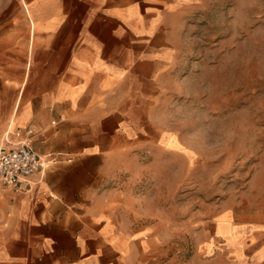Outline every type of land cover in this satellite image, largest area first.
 <instances>
[{
  "label": "crops",
  "instance_id": "crops-1",
  "mask_svg": "<svg viewBox=\"0 0 264 264\" xmlns=\"http://www.w3.org/2000/svg\"><path fill=\"white\" fill-rule=\"evenodd\" d=\"M192 1L0 0V149L32 128L45 164L26 193L0 183V264H163L157 225L102 190L160 110ZM252 183L203 222L195 264H264Z\"/></svg>",
  "mask_w": 264,
  "mask_h": 264
},
{
  "label": "rangeland",
  "instance_id": "rangeland-1",
  "mask_svg": "<svg viewBox=\"0 0 264 264\" xmlns=\"http://www.w3.org/2000/svg\"><path fill=\"white\" fill-rule=\"evenodd\" d=\"M178 26L179 62L160 110L102 193L117 190L120 212L157 225L163 264H195L203 222L259 197L251 191L264 172V0H193Z\"/></svg>",
  "mask_w": 264,
  "mask_h": 264
},
{
  "label": "built area",
  "instance_id": "built-area-1",
  "mask_svg": "<svg viewBox=\"0 0 264 264\" xmlns=\"http://www.w3.org/2000/svg\"><path fill=\"white\" fill-rule=\"evenodd\" d=\"M18 135L23 138L9 148L0 149V183L8 190L26 193L32 179L44 169V161L34 149L35 132L28 128Z\"/></svg>",
  "mask_w": 264,
  "mask_h": 264
}]
</instances>
